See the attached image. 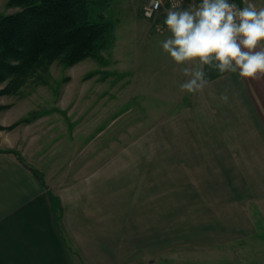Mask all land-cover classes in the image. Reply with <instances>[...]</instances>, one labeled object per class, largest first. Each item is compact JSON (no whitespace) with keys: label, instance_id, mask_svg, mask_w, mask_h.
I'll use <instances>...</instances> for the list:
<instances>
[{"label":"rangeland","instance_id":"374dc122","mask_svg":"<svg viewBox=\"0 0 264 264\" xmlns=\"http://www.w3.org/2000/svg\"><path fill=\"white\" fill-rule=\"evenodd\" d=\"M146 2L95 3L93 20H100L96 14L103 13L114 23L112 42L100 56L73 66L54 62L17 92L0 95V150L14 154L29 166L38 163L30 155L37 154L39 139L45 150L58 144L56 155L41 159V164L52 158L57 163L39 169L48 180L52 170L60 173L55 185L62 195L58 201L61 219L64 214L70 218L71 213L74 219L78 212L85 223L87 209L94 207L112 219V228L105 231L111 237L107 243L111 258L108 264L253 262L257 257L255 247L245 240L226 241L230 239L229 214L234 209H229L225 201L238 190L245 171L244 166L229 163L226 155L222 161L224 151L219 145L220 141H239L241 137L247 140V119L236 118L234 123L223 120L218 125L211 112L199 111L203 103L198 93L179 90L180 84L191 79V75L183 77L182 71L174 72V86L167 85L172 62L161 41L170 34L163 25L165 17H145ZM229 2L264 6V0ZM18 10L10 7L8 0H0V15ZM139 62L146 68L145 75H140L142 80L157 76L158 94L141 96L145 82H137L135 68ZM199 67L198 61L190 62L189 73ZM7 83H0V90ZM61 95L63 110L56 108ZM109 108L112 115L108 128L109 119L106 115L105 119L100 117ZM29 110L30 116H38L40 111L57 116L28 128L26 124L35 119L28 115ZM54 120H58L55 130L47 128ZM88 120L93 125L85 134L83 126ZM237 125L238 132L229 131ZM31 145L35 150L29 148ZM62 145L64 148H60ZM71 225L79 227L75 219ZM64 227L68 239L72 237L79 251L86 252L88 246L82 245L90 236L87 230L70 226L69 236V227ZM217 238L223 242L216 247ZM80 252L81 261L76 264H97L87 263Z\"/></svg>","mask_w":264,"mask_h":264},{"label":"crops","instance_id":"0c3cea01","mask_svg":"<svg viewBox=\"0 0 264 264\" xmlns=\"http://www.w3.org/2000/svg\"><path fill=\"white\" fill-rule=\"evenodd\" d=\"M199 2L200 0H186L182 9L187 8L189 4ZM156 17H166V13H160ZM155 28L151 26V29L159 32ZM151 33L150 31L149 34ZM171 62L172 71L168 72H172V75L167 74V85L174 86V72L182 71L184 68L189 70L190 62L177 66L172 59ZM215 63L213 61V64ZM135 69L138 72L137 82L144 80L146 83L142 84L144 88L141 89V96H144V93L158 94L157 76L154 75L155 78L149 81L144 77L142 80L140 75H145V66L139 62ZM203 70H206L205 78L208 84L202 92H196L198 100L203 103L199 106V111L211 112L217 119L218 125L222 124L223 120H226V123H234V119L240 120L243 117H246L248 124L247 140L241 137L239 141L219 142L220 149L224 151V157L220 156L221 160L223 161L226 155L229 163H238L237 165L244 166L245 171L244 177L238 181V190L229 194V200L225 201L229 209H234L233 213L229 214L231 218L228 226L230 239L226 241L236 243V241L245 240L250 246L255 247L254 253L257 255L256 260L248 264H264V75H259L254 79L240 77L238 73L220 74L218 70L208 65L203 66ZM222 93L228 95L229 103H224L219 99ZM57 101L59 104L56 108L63 110V96L61 95ZM109 110L110 108L105 113L103 112L100 118L105 119V115L107 119L111 118L112 114ZM30 111L29 116L32 114ZM70 115L74 116L71 113ZM55 116L57 115H52V112L40 111L38 116H30L35 119L26 125L30 128L29 126L38 122L46 124V119ZM89 120L85 122L86 124L84 123L83 133L93 125V121L89 122ZM110 123L109 119L108 128ZM56 126H58V120L48 123L47 128L55 130ZM239 128L240 126L237 125L235 129L229 128V131L238 132ZM102 132L104 133V130ZM39 135L41 138L42 135ZM54 139H56L55 135ZM39 141L40 139L37 141V154L30 155L32 160L38 163L29 162L31 164L29 166L22 164L14 154L0 150V264H76V261H81L77 241H72V237L68 239L64 233V225L69 227V236L70 226L71 228L81 227L87 230V234H90L86 237L85 244L82 245L88 246V250L80 252L86 258L87 263L108 264L111 258L107 243L111 237L106 236L105 231L111 229L114 222L105 215V211L100 208L95 209L94 205V209H87L85 223L83 215L75 213L74 219L79 227L71 225L74 221L73 213L70 215L71 220L66 214L62 216V219L60 218L58 201L61 200L62 195L59 194L55 185L60 173L52 170L48 180L47 174L39 169L42 165L57 163L56 160L52 161L54 159L52 158L47 163L41 164V159L56 155L59 151L55 149V146L58 148V144H51L50 148L45 150ZM29 148L35 150L34 145ZM155 183L158 184L156 181ZM152 187L159 191L158 186L152 184ZM101 230H103L102 236H100ZM98 235L102 239L98 238ZM222 242V238H217L214 246L217 247ZM74 250H76L75 253ZM100 256L101 262L99 261Z\"/></svg>","mask_w":264,"mask_h":264},{"label":"trees","instance_id":"16d2710c","mask_svg":"<svg viewBox=\"0 0 264 264\" xmlns=\"http://www.w3.org/2000/svg\"><path fill=\"white\" fill-rule=\"evenodd\" d=\"M100 2L8 0L19 10L0 15V83L8 82L0 95L17 92L54 62L73 66L100 56L114 37L109 18L103 13L96 14L100 20L92 18L94 4Z\"/></svg>","mask_w":264,"mask_h":264},{"label":"clouds","instance_id":"9594fccd","mask_svg":"<svg viewBox=\"0 0 264 264\" xmlns=\"http://www.w3.org/2000/svg\"><path fill=\"white\" fill-rule=\"evenodd\" d=\"M163 25L170 36L161 47L175 64L198 61L200 65L191 74L187 68L182 69V74L191 75V79L180 84L181 92L204 90L208 84L205 65L220 74L238 73L254 79L264 75V6L200 0L178 10L174 4L167 10ZM219 99L227 103L229 97L222 93Z\"/></svg>","mask_w":264,"mask_h":264},{"label":"built area","instance_id":"2783aa9c","mask_svg":"<svg viewBox=\"0 0 264 264\" xmlns=\"http://www.w3.org/2000/svg\"><path fill=\"white\" fill-rule=\"evenodd\" d=\"M186 3V0H147L143 7L145 17H156L160 13H166L174 4L177 9H181Z\"/></svg>","mask_w":264,"mask_h":264}]
</instances>
